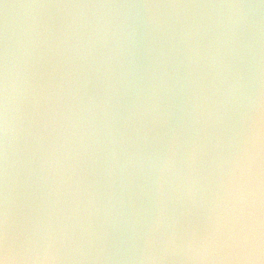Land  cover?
Masks as SVG:
<instances>
[{"label": "clouds", "instance_id": "9594fccd", "mask_svg": "<svg viewBox=\"0 0 264 264\" xmlns=\"http://www.w3.org/2000/svg\"><path fill=\"white\" fill-rule=\"evenodd\" d=\"M0 264H264V0H0Z\"/></svg>", "mask_w": 264, "mask_h": 264}]
</instances>
